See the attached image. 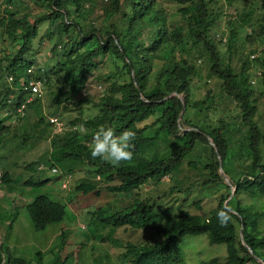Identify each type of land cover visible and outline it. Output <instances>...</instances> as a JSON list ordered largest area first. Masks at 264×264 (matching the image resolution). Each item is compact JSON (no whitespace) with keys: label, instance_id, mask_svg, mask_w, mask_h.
<instances>
[{"label":"trees","instance_id":"1","mask_svg":"<svg viewBox=\"0 0 264 264\" xmlns=\"http://www.w3.org/2000/svg\"><path fill=\"white\" fill-rule=\"evenodd\" d=\"M27 1L30 0H0V32L8 46L0 56V133L11 130L2 113L15 117L17 107L29 96L24 86L30 80L28 69L34 66L32 48L43 21L59 25L47 32L50 38L56 37L54 50L60 49L53 70L63 88L59 101L80 96L101 55L108 56L115 63L119 76L113 78L98 102L81 99L97 107L99 112L93 117H78L71 122L72 125L80 124L85 131L75 129L73 134L56 135L51 150L56 151L49 161L52 163H31L32 174L25 179L26 184L36 188L47 183L48 179L39 175L56 167L64 176L63 182L66 180L69 186L75 177L74 170L89 167L97 178L119 181L117 185H109V190L130 192L150 180L172 175L199 144H208L211 157L191 164L196 166L199 163L208 171L202 187L195 186L201 188L199 190L215 193L219 190L211 192L209 187L225 186L218 194L217 206L209 215L184 212L161 222L156 201L142 199L113 213L99 208L94 215L107 225L134 228L151 225L161 237L144 244L114 239L112 242L116 247L125 249L121 254L124 264H185V238L201 234L207 235L211 245H224L226 254L224 258L211 257L198 264H264V163L261 157L264 132L259 118H255L258 105L252 84L256 80L251 84L246 65L237 72L233 66L224 64L210 36L215 10L209 6L208 0H197L192 7L181 9L182 16L188 21L187 29L168 23L159 0H111L112 5L104 8L105 20L111 23L106 27L107 31L99 28L102 35L95 32L96 26L88 29L83 24L88 18L84 16L85 12L91 11L100 0H33L34 4L42 2L45 10L21 13L13 9ZM261 25L264 30V24ZM185 34L191 35L195 46L209 54L208 59L212 62L210 74L220 79L221 89L232 102L224 113L216 112L220 108H211L210 102L203 104L200 100H192V80L199 75V69L185 57L179 61L171 59L176 46L183 43ZM64 37L68 38L64 40ZM39 69L45 74L43 68ZM40 70L34 77L42 79L44 85L49 84L50 79H45L46 75L42 76ZM260 76L264 93V69H261ZM9 77L13 80L9 81ZM179 94H183L185 100ZM38 99L41 98L26 106L23 117L16 119L27 118ZM101 126L113 127L117 135L125 129L136 133L130 160L114 164L90 155L93 135ZM235 131L245 133L233 140L231 135ZM210 138L216 147L210 145ZM55 158L57 162H54ZM242 159L244 168L238 171L236 161ZM42 164L45 167L39 169ZM220 168L231 178L233 185L224 181ZM10 172L5 167L3 183L14 181ZM20 177L23 179L24 176ZM9 189L16 188L10 185ZM75 190L84 193L100 191L91 180L77 182ZM242 195L250 196L249 202L242 203ZM200 201L194 199L193 203L200 207ZM25 208L37 230L62 222L68 210L65 204L46 195L26 201ZM222 209L231 210L227 226L217 222L216 213ZM61 236L64 235L61 233ZM5 259L9 264L29 263L22 258L12 259L9 253ZM49 264L66 263L58 252ZM95 264L109 263L96 260Z\"/></svg>","mask_w":264,"mask_h":264},{"label":"rangeland","instance_id":"2","mask_svg":"<svg viewBox=\"0 0 264 264\" xmlns=\"http://www.w3.org/2000/svg\"><path fill=\"white\" fill-rule=\"evenodd\" d=\"M159 1L165 10L168 23L182 25L187 29L188 21L182 16L181 9L192 7L197 0ZM208 4L215 10L210 36L216 43L224 64L233 66L237 72L246 65L251 74L250 82L256 80L254 84L251 82L258 105V114L255 118H259L261 131L264 132V93L260 76L261 69H264V30L261 29L263 27L261 24H264V2L208 0ZM111 5V0L97 2L91 11L85 12L84 16L88 18L83 24L88 29L96 26L95 32L102 35L99 28L107 31L106 27L111 23L105 20L104 8ZM13 9L15 11L18 9L21 13L31 11L38 13L45 10L42 2L34 4L33 0L17 4ZM31 19L34 21L33 17ZM57 26L59 25L47 20L40 23L39 35L32 48L33 70L36 72L40 70L39 68H43L45 74L40 70L42 76L46 75L45 79H50V83L44 85L43 97L38 99L35 107L29 110L27 118L16 119L13 114L2 113V117L6 118L5 124L11 126V130L5 129L0 133V245L3 248L0 250L2 256L0 264H9L5 259L7 253L12 259L27 260L28 264H49L55 260L58 252L66 264H95L96 260L109 264H124L121 254L125 249L116 247L112 242L114 239L144 244L153 243L161 237L151 225L134 228L129 225L102 224L94 215L96 210L104 208L108 213H113L130 206L137 199H142L156 201L155 207L160 209L161 222H165L169 216L173 218L183 215L184 212L207 216L217 206L218 194L225 186L220 184L209 187L211 192L219 190L215 193L204 192L199 190L201 188L195 187H202L208 178V171L203 166L199 163L196 166L191 164L211 157V148L205 143L199 144L187 155L172 175L157 181L150 180L130 192L120 193L109 190V185H117L119 181L110 182L104 178H97L89 167L74 170V180L66 188L62 186L64 176L59 174L60 171L52 173L49 169L43 171L41 175L38 174L43 179L47 178V183L36 188L27 185L25 179L27 180L32 174L29 168L31 163L35 161L52 163L49 161L54 158L53 152L56 151V149L51 151L54 137L73 134L75 129L83 131L80 124L72 125L71 122L78 117H93L99 112L97 107L87 104L86 101L82 102L81 99L88 98L98 102L107 92L113 78L119 76V71L116 73L115 63L108 56L101 55L92 68L88 83L80 96L59 101L63 88L53 70L57 65L60 49L54 50L56 37L50 38L47 34L49 29H56ZM233 34L235 36H232ZM76 35L77 33H74V36ZM67 38L64 37V40ZM194 41L191 35L185 34L183 43L176 46L171 59L179 61L181 57H185L199 69V75L192 80V100H200L203 104L210 102L211 108L212 106L220 108L216 112L224 113L227 106H232V102L221 89L220 79L210 74L212 62L208 59V52H203L195 46ZM6 50L8 46L0 32V56H3ZM179 96L185 100L183 94ZM52 116L59 117L63 122L62 131L58 132L57 126L50 121ZM242 133L245 132L235 131L231 136L234 140L241 138ZM209 140L210 145L215 146L213 140L211 138ZM261 155L264 163V143H261ZM217 157L222 160L220 155L217 154ZM55 161L57 162L56 158ZM5 167L11 170L14 180L10 184L2 181ZM243 168V159L236 161V169L241 171ZM223 171V168H220L224 181L233 185L231 178L227 174L224 176ZM21 175L24 176L23 179ZM17 179H19L18 183ZM83 180L95 182L100 189L99 193L76 191V183ZM10 185L16 189L11 191ZM235 188L233 186V190H236ZM38 195H46L52 200L65 204L68 209L65 219L60 223L48 225L44 230H37L25 208V202ZM241 197L242 203H247L251 199L247 195ZM194 199H201L200 207L193 203ZM61 233L64 236H61ZM183 247L186 252L185 264H198L200 260L211 257L224 258L226 254V247L211 245L206 234L188 236L184 240ZM38 258L41 261H38Z\"/></svg>","mask_w":264,"mask_h":264},{"label":"clouds","instance_id":"3","mask_svg":"<svg viewBox=\"0 0 264 264\" xmlns=\"http://www.w3.org/2000/svg\"><path fill=\"white\" fill-rule=\"evenodd\" d=\"M135 135L136 133L131 129L122 130L117 135L113 127L101 126L93 135L90 155L114 164L130 160L133 155L131 149ZM230 211V209L217 211L216 217L219 225L227 226L230 221Z\"/></svg>","mask_w":264,"mask_h":264},{"label":"built area","instance_id":"4","mask_svg":"<svg viewBox=\"0 0 264 264\" xmlns=\"http://www.w3.org/2000/svg\"><path fill=\"white\" fill-rule=\"evenodd\" d=\"M28 73L30 74V80L25 84L24 89L29 91V96L25 99L21 105L17 107V111L15 113L16 117H23L25 115V108L28 104L34 101L36 98H42L44 94V81L42 79H37L34 77L35 71L33 67L28 69ZM13 77H9V81H12ZM12 101L11 99L9 100ZM50 121L57 126V131L60 132L64 129L63 122L57 116H52ZM45 166L44 164L40 165L38 168L43 169ZM52 173H57L58 169L53 167L50 170ZM63 187H68L67 181L63 182Z\"/></svg>","mask_w":264,"mask_h":264},{"label":"water","instance_id":"5","mask_svg":"<svg viewBox=\"0 0 264 264\" xmlns=\"http://www.w3.org/2000/svg\"><path fill=\"white\" fill-rule=\"evenodd\" d=\"M221 161V163H222V160H220ZM223 175L225 176L226 175V173L223 171ZM236 189V188H235Z\"/></svg>","mask_w":264,"mask_h":264}]
</instances>
